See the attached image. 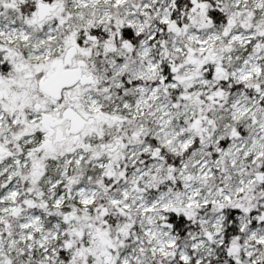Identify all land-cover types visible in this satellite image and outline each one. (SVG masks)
Wrapping results in <instances>:
<instances>
[{
    "label": "snow or ice",
    "instance_id": "1",
    "mask_svg": "<svg viewBox=\"0 0 264 264\" xmlns=\"http://www.w3.org/2000/svg\"><path fill=\"white\" fill-rule=\"evenodd\" d=\"M0 264H264V0H0Z\"/></svg>",
    "mask_w": 264,
    "mask_h": 264
}]
</instances>
